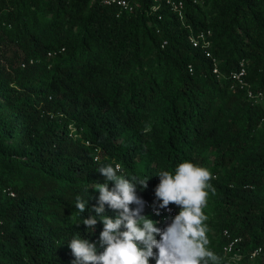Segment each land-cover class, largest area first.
<instances>
[{
  "label": "trees",
  "instance_id": "16d2710c",
  "mask_svg": "<svg viewBox=\"0 0 264 264\" xmlns=\"http://www.w3.org/2000/svg\"><path fill=\"white\" fill-rule=\"evenodd\" d=\"M132 1L118 16L104 0H0V264H72L74 235L102 252L103 222L82 223L97 169L150 177L137 195L157 221V173L183 161L212 174L203 212L218 264H264V100L231 75L244 62L264 91V0H181L182 13ZM207 30L219 74L190 41ZM225 230L239 239L230 253Z\"/></svg>",
  "mask_w": 264,
  "mask_h": 264
},
{
  "label": "clouds",
  "instance_id": "9594fccd",
  "mask_svg": "<svg viewBox=\"0 0 264 264\" xmlns=\"http://www.w3.org/2000/svg\"><path fill=\"white\" fill-rule=\"evenodd\" d=\"M97 171L106 179L92 186L100 193L98 205L91 209L96 215L84 218L82 223L94 231L98 220L103 222L98 243L104 250L98 253L97 243L74 235L69 241L75 257L72 264H150L152 259L155 264H218L219 257L207 247L204 225L207 217L203 208L212 178L207 168L183 161L174 172L157 173L160 181L155 188L159 202L156 215L160 214L159 209L170 211L171 204L180 208L163 229L157 227L159 221L141 214L144 201L137 195V185L146 189L150 177L127 178L119 164L102 165ZM110 181L114 182L111 188ZM134 203L139 207L133 209ZM105 205L117 212L115 218L105 214ZM87 207L88 199L77 196L75 208L82 214Z\"/></svg>",
  "mask_w": 264,
  "mask_h": 264
},
{
  "label": "built area",
  "instance_id": "2783aa9c",
  "mask_svg": "<svg viewBox=\"0 0 264 264\" xmlns=\"http://www.w3.org/2000/svg\"><path fill=\"white\" fill-rule=\"evenodd\" d=\"M167 2L171 5V9L175 11H179V13H182V9L184 7L183 1L167 0ZM104 3L108 5H112V4L117 5L119 7V11L117 13L118 16L123 12H132L138 6V4L132 0H104ZM211 34L212 32L210 30H207L206 32L201 31L196 34L192 33L190 35V41L195 47H200L204 51L206 56L212 60L213 71L219 74L220 73L219 60L210 49L212 41L210 40L209 36H211ZM190 70L193 71L192 66H190ZM231 75L235 79V83H237L242 88H246L247 95L249 98H253L256 101L264 100V91L259 90L255 92L246 82L245 76L247 75V70L244 65V62H241L240 67L232 71ZM146 205L151 209L153 215L157 216V221H159V223H168V224L171 223L172 218H174L175 215L178 214L180 211V208L177 205L171 204L168 206L170 211L168 209H159L160 214L156 215V210L159 208V205L158 206L154 205L150 201H147ZM224 234L228 238H231V240L225 244L224 250L227 253L233 252L235 249L234 248L235 244L239 241V239L232 238L228 230H225ZM257 254L258 251H254L251 256L253 257L256 256ZM233 258L234 260L239 261L241 259V254L237 251L233 253Z\"/></svg>",
  "mask_w": 264,
  "mask_h": 264
}]
</instances>
